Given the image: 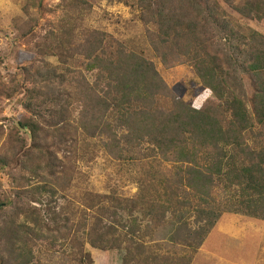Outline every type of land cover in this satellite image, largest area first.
Segmentation results:
<instances>
[{
  "label": "trees",
  "instance_id": "obj_1",
  "mask_svg": "<svg viewBox=\"0 0 264 264\" xmlns=\"http://www.w3.org/2000/svg\"><path fill=\"white\" fill-rule=\"evenodd\" d=\"M136 2L154 57L163 66H190L212 98L191 106L171 93L152 61L114 38L90 34L80 47L81 72L63 66L66 59L61 68L38 60L19 86L29 119L16 125L32 154L17 161L40 180V196L70 186L72 154L88 142L111 160L140 164L132 197L88 204L86 211L96 208L99 215L91 217L86 240L113 249L122 264H190V255L166 249L160 230L173 231L194 252L223 214L264 222V36L216 0ZM229 7L264 26V0ZM31 209L0 219V264H39L35 246L70 233L68 218L47 222L39 208Z\"/></svg>",
  "mask_w": 264,
  "mask_h": 264
},
{
  "label": "rangeland",
  "instance_id": "obj_2",
  "mask_svg": "<svg viewBox=\"0 0 264 264\" xmlns=\"http://www.w3.org/2000/svg\"><path fill=\"white\" fill-rule=\"evenodd\" d=\"M216 1L241 25L264 36L263 25L244 19L230 9L229 5L239 7L243 0ZM94 33L114 38L128 50L152 61L171 93L191 106L199 109L212 98L190 66L183 63L163 66L154 57L137 20L136 0H0V160L8 164H0V206L4 208L0 219H13L21 211L28 212L35 207L47 222L68 218L70 230L66 239L56 234L57 241L53 245L33 247L39 264H122L120 254L113 249L92 247L87 242L93 224L91 217L99 214L96 208L89 211L86 208L98 201L112 203L103 196L117 200L132 197L140 164L111 160L98 146L88 142V147H79L72 154L70 186L65 190L56 189L53 196L44 192L36 195L40 180L18 165V161H25L23 152L32 154L29 139L16 125L29 119L22 107L23 96L16 93L19 86L28 81L38 60L61 68L59 60L66 59L63 66L81 72L84 55L80 47ZM49 47L56 49L49 51ZM84 74L91 80L94 73ZM244 91L249 100L251 90L247 79ZM30 167L34 169V164ZM47 224L52 227V223ZM167 229L159 231L161 243L179 256L190 255V264H264L262 221L223 214L194 252L184 248L177 240L180 236Z\"/></svg>",
  "mask_w": 264,
  "mask_h": 264
}]
</instances>
